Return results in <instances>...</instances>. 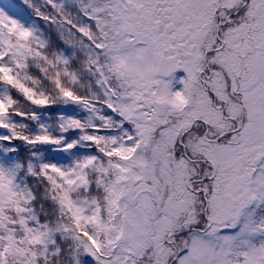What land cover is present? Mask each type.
I'll list each match as a JSON object with an SVG mask.
<instances>
[{
    "label": "snow or ice",
    "instance_id": "snow-or-ice-1",
    "mask_svg": "<svg viewBox=\"0 0 264 264\" xmlns=\"http://www.w3.org/2000/svg\"><path fill=\"white\" fill-rule=\"evenodd\" d=\"M0 264H264V0H0Z\"/></svg>",
    "mask_w": 264,
    "mask_h": 264
}]
</instances>
